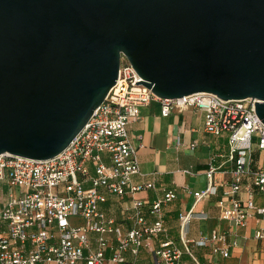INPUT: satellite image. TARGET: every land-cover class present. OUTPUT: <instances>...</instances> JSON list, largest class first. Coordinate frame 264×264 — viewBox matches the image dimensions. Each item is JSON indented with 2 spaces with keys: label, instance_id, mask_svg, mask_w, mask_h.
Instances as JSON below:
<instances>
[{
  "label": "water",
  "instance_id": "obj_1",
  "mask_svg": "<svg viewBox=\"0 0 264 264\" xmlns=\"http://www.w3.org/2000/svg\"><path fill=\"white\" fill-rule=\"evenodd\" d=\"M121 56L157 98H255L264 123V0H0V153L60 152Z\"/></svg>",
  "mask_w": 264,
  "mask_h": 264
},
{
  "label": "built area",
  "instance_id": "obj_2",
  "mask_svg": "<svg viewBox=\"0 0 264 264\" xmlns=\"http://www.w3.org/2000/svg\"><path fill=\"white\" fill-rule=\"evenodd\" d=\"M152 99L159 100L163 116L172 109L195 107L203 112L206 133L227 135V157L233 161L231 180L217 183L216 167L209 163L205 169L208 185L194 191V199L214 194L221 185L222 196L216 202L220 219L244 226L249 216H256L262 224L253 236L262 241L264 264V201L254 202L256 194L264 197V123L254 104L260 100L222 99L209 92L157 98L124 56L115 83L60 152L43 159L0 153V264H138L142 248L150 249L151 264H184L183 250L173 239L152 245L166 232L162 203L175 194L168 191L151 202L147 214L143 211L147 201L134 197L152 184L131 180L138 171V157L127 125ZM107 193L132 198V212L123 219L127 226L107 217L100 207ZM206 218L194 206L178 215L179 240L193 264L214 262L196 258L190 241L210 246L223 257L229 255L227 232L211 230L187 239L190 221Z\"/></svg>",
  "mask_w": 264,
  "mask_h": 264
},
{
  "label": "crops",
  "instance_id": "obj_3",
  "mask_svg": "<svg viewBox=\"0 0 264 264\" xmlns=\"http://www.w3.org/2000/svg\"><path fill=\"white\" fill-rule=\"evenodd\" d=\"M131 143L136 147L138 171L131 176L137 184L151 183L138 191L134 197L146 200L143 207L145 214L151 202L163 198L168 191L175 196L162 203V218L166 232L157 237L152 245L170 238L183 250L184 264H193L191 256L184 251L178 236V215L192 206L196 211L207 214L206 219H192L186 234L187 239L194 240L202 232L211 230L227 232V241L231 243L229 255L214 253L210 246H199L191 241L188 246L192 254L200 261L210 259L214 264H261L262 241L253 236L255 228L261 225L256 216H249L244 226H236L228 220L219 218L217 200L222 196L223 186L217 185L216 192L195 202L193 192L204 190L208 185L205 169L209 163L216 167L214 179L217 183L232 178L233 161L228 159L227 135L212 136L204 130L203 112L195 107L181 110L172 109L167 115L160 113V102L152 99L140 107L139 115L127 125ZM195 143L193 149L190 145ZM264 153H261V156ZM245 196V193H241ZM264 197L256 194L254 202L260 204ZM107 217L127 226L125 217L132 212V198L128 195L119 198L107 193L106 200L100 204ZM233 241L235 243L233 244ZM148 261L152 255L150 249L142 248L140 257Z\"/></svg>",
  "mask_w": 264,
  "mask_h": 264
},
{
  "label": "rangeland",
  "instance_id": "obj_4",
  "mask_svg": "<svg viewBox=\"0 0 264 264\" xmlns=\"http://www.w3.org/2000/svg\"><path fill=\"white\" fill-rule=\"evenodd\" d=\"M81 220V219H80ZM128 259H131L128 257ZM138 264H151L150 259L148 261L144 260L143 258H138L137 259Z\"/></svg>",
  "mask_w": 264,
  "mask_h": 264
}]
</instances>
